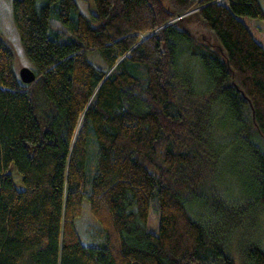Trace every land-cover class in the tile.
<instances>
[{
    "label": "trees",
    "instance_id": "1",
    "mask_svg": "<svg viewBox=\"0 0 264 264\" xmlns=\"http://www.w3.org/2000/svg\"><path fill=\"white\" fill-rule=\"evenodd\" d=\"M93 5L88 17L77 0L11 2L35 77L20 81L0 37V264H235L234 228L264 211V47L248 22L264 6ZM239 171L235 193L224 175ZM83 200L95 242L75 227ZM241 253L264 264L259 240Z\"/></svg>",
    "mask_w": 264,
    "mask_h": 264
},
{
    "label": "rangeland",
    "instance_id": "2",
    "mask_svg": "<svg viewBox=\"0 0 264 264\" xmlns=\"http://www.w3.org/2000/svg\"><path fill=\"white\" fill-rule=\"evenodd\" d=\"M221 1L225 3V0ZM11 2L12 0H0V37L10 47L13 54L14 68L16 71H18V69L22 66H27L29 68L32 67L30 62L24 55L16 28L13 23L11 13ZM260 2L264 6V0H260ZM77 5L78 9L88 17H90V15L93 14L95 11L93 0H77ZM248 22L252 26L259 28V34L262 37L264 47V20L250 18L248 19ZM87 58L95 65L104 67L103 62L96 51L88 53ZM236 160L237 158L235 157H230L229 160H226V164L228 163L230 169L234 167ZM238 165L239 164L237 161V166ZM8 170L12 175V179L16 188L22 189L23 186L21 182V176L15 169L14 165L11 164ZM224 171H229V169L226 168ZM234 174L235 175H232L229 174V172H226L224 175V183L225 185L227 183L231 184L229 181L233 180V182L238 185V187L235 186V188L233 189L236 190L235 193H237L239 191V187L242 188L244 180L248 179V176L247 174L243 173V171L235 172ZM221 185L223 186V184H220V188ZM240 194L242 193L240 192ZM241 196L242 195H239V197H235L240 199ZM190 208L191 210L195 211L196 214H200L205 211L206 206H201L200 204L194 202L192 203V205H190ZM261 211L263 210H258L259 214L257 213V215L253 217L255 219V222L253 224L249 223V218L239 224L240 226H236L233 230V234L229 239V251L233 256L235 264H244V259L242 257L241 250L243 245L247 241L256 239L259 240V243H261V245H264V211L263 213H261ZM75 227L82 242L89 243L98 240L96 234L99 229V225L97 221L93 218L89 210V204L87 200H83L82 212L80 216L75 219ZM147 227L151 232L157 233L158 213L155 211L153 203L150 206Z\"/></svg>",
    "mask_w": 264,
    "mask_h": 264
},
{
    "label": "water",
    "instance_id": "3",
    "mask_svg": "<svg viewBox=\"0 0 264 264\" xmlns=\"http://www.w3.org/2000/svg\"><path fill=\"white\" fill-rule=\"evenodd\" d=\"M17 75L20 81L23 83H30L34 80L35 77L33 70L27 66H22L21 68H19L17 71Z\"/></svg>",
    "mask_w": 264,
    "mask_h": 264
}]
</instances>
